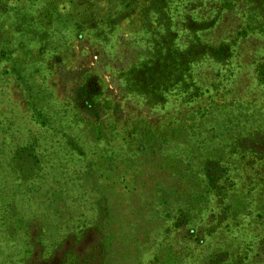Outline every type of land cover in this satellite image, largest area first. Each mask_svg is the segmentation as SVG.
Returning a JSON list of instances; mask_svg holds the SVG:
<instances>
[{
	"label": "rangeland",
	"instance_id": "rangeland-1",
	"mask_svg": "<svg viewBox=\"0 0 264 264\" xmlns=\"http://www.w3.org/2000/svg\"><path fill=\"white\" fill-rule=\"evenodd\" d=\"M0 264H264V0H0Z\"/></svg>",
	"mask_w": 264,
	"mask_h": 264
}]
</instances>
